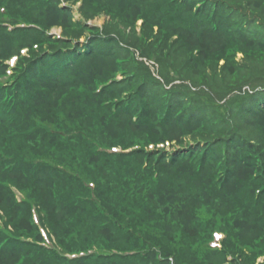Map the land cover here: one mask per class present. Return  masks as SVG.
<instances>
[{
    "label": "trees",
    "instance_id": "1",
    "mask_svg": "<svg viewBox=\"0 0 264 264\" xmlns=\"http://www.w3.org/2000/svg\"><path fill=\"white\" fill-rule=\"evenodd\" d=\"M0 264H264V0H0Z\"/></svg>",
    "mask_w": 264,
    "mask_h": 264
},
{
    "label": "rangeland",
    "instance_id": "2",
    "mask_svg": "<svg viewBox=\"0 0 264 264\" xmlns=\"http://www.w3.org/2000/svg\"><path fill=\"white\" fill-rule=\"evenodd\" d=\"M104 21H105V19L102 18V19H100V20L94 21L93 24L100 26V25H102V24L104 23ZM55 33H56V34H60L61 31H60V30H56Z\"/></svg>",
    "mask_w": 264,
    "mask_h": 264
}]
</instances>
